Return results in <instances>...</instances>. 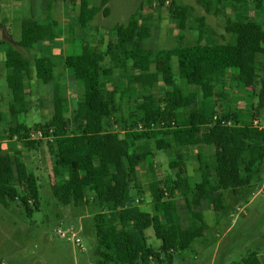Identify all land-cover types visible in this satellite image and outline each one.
<instances>
[{
    "label": "trees",
    "instance_id": "trees-1",
    "mask_svg": "<svg viewBox=\"0 0 264 264\" xmlns=\"http://www.w3.org/2000/svg\"><path fill=\"white\" fill-rule=\"evenodd\" d=\"M57 1L46 0L41 19L32 17L24 22L22 29L30 30L31 45L61 38V22L51 17ZM202 1L206 12L215 15L223 14L221 6L226 2H233L240 14L247 13L252 4L261 20L243 22L225 16V34H218L201 18L197 20V45L184 47L180 43L173 49L146 51L134 48L138 22L132 17L127 25L112 29L110 34L115 40L109 41L106 50L112 64L105 70L99 49L78 38L72 40L63 58L51 56L49 48L33 64L22 53L30 48L23 40L1 45L8 72L9 117L14 124L10 134L23 140L29 150L37 146V141H25L30 130L20 132L29 106L25 76L30 75L33 66L36 80L52 87L54 112L40 130L53 156L54 173H67V179L55 187L62 202L93 205L96 264H173L176 255L204 237L208 229L204 203L207 209L219 212L223 209L220 191L237 193L263 179L264 128L238 124V116L233 123L230 113L220 109L217 101L223 97L215 89L224 85L231 70L239 83L260 88L256 113L264 108V0ZM92 3L79 0L77 26L86 28L100 13L101 8ZM101 5H105L103 0ZM103 14L108 16L109 10L104 9ZM172 16L178 29L184 31L188 7L174 5ZM59 67L63 73H56ZM174 70L181 87L175 84ZM67 71L83 86V97L72 123L64 117L69 101L62 78ZM114 72L119 73L122 85L120 97L127 101L126 118L120 115V107L103 86V76ZM160 83L168 90L156 100L153 91ZM214 118L232 125L221 126ZM2 121L0 112V125ZM140 124L142 130H138ZM171 136L176 139L177 148L199 150L196 160L200 181L194 186L188 174V156L170 145L167 139ZM156 151L166 152L170 166L176 170L166 198L165 189L156 181L155 165L146 170L151 172L149 191L159 222L141 210L132 195V184L139 187L138 168L147 161L153 162ZM19 156L18 151L7 153L0 141V204L8 208L10 202L18 200L31 213L39 207L38 183L28 175ZM152 227L161 242L157 250L147 245L146 231ZM241 264H264V258L253 253Z\"/></svg>",
    "mask_w": 264,
    "mask_h": 264
},
{
    "label": "rangeland",
    "instance_id": "rangeland-1",
    "mask_svg": "<svg viewBox=\"0 0 264 264\" xmlns=\"http://www.w3.org/2000/svg\"><path fill=\"white\" fill-rule=\"evenodd\" d=\"M92 1L101 11L86 28H81L76 23L79 0H58L51 17L61 22V38L55 42L34 46L30 43V30H23L22 27L24 22L32 17L41 19L45 14L46 0H0V48L4 42L13 45L14 42L23 40L30 48L23 50L24 52L20 51L33 64V60L50 46H55L51 48V56L63 58L71 48L72 40L78 38L99 49L103 57L101 67L105 70L112 64L106 56L109 41L115 40L110 34L112 29L127 25L132 17L138 22V37L134 48L146 51L173 49L180 43H183L184 47L197 45V20L201 18L218 34H225V16H230L234 21L261 20L260 13L255 11L252 4L247 13L245 11L240 14L235 10L233 2H226L221 6L223 14L215 15L206 12L202 0H164L170 3L169 7H164L162 0H103V6L102 0ZM174 5L188 7L189 18L184 31L178 29L173 19ZM104 9L109 10L108 16L103 14ZM174 65L176 66L175 61ZM173 72L176 78L177 71ZM7 73L5 55L0 52V112L3 115L0 141L7 153H20L19 157L25 164L28 175L37 179L39 207L28 213L18 200L10 202L8 208L0 204V264H96L93 205L78 206L72 202H62L55 187L67 179V173H54L53 156L46 147V140L37 141V146L29 150L16 136L11 137L10 128L14 124L10 121L8 110L10 91L7 87ZM34 73L32 66L30 75L25 76L29 106L28 113L21 120V133L42 128L51 120L54 112L52 87L39 83ZM56 73H63L62 68L59 67ZM63 75L62 82L69 101L64 117L72 123L77 104L83 97V86L72 78L71 71ZM175 84L181 87L182 82L176 78ZM103 86L108 94H112L114 104L120 107V115L126 118L127 101L120 97L119 89L122 85L119 73L114 72L106 78L103 76ZM216 89L217 94L223 97L218 99V105L221 110L230 113L233 123L238 116L237 119L241 120L238 124L251 125L253 121H258L259 126L264 128V108L259 114L256 113L259 87L253 89L244 86L235 79L234 72L230 70L224 85H218ZM166 90L168 88L160 83L153 91L154 98L158 100ZM201 101L202 98L199 97L198 102ZM116 131L119 132L120 129ZM14 138H17V141ZM167 141L173 148L181 149L188 156V174L190 183L194 186L200 181L196 160L199 150L189 147L177 148L173 136ZM152 145L155 149L154 143ZM169 162L170 157L166 152L156 151L153 162L147 161L138 168L139 187L132 184V195L135 200H140V205L143 204L141 210L152 214L156 222H159L160 216H154L153 201L150 200L149 192L151 172L146 170L154 163L158 167H153L158 176L156 181L170 193L176 170L172 169ZM260 186L261 183L237 193L232 190L220 191L218 196L222 199L223 209L219 212L207 209L204 203L203 216L208 226L204 237L186 252L176 255L173 264H241L253 253L264 258V195L258 194ZM175 196L179 199V194ZM70 227L76 229L85 253L73 242L57 234L59 229L67 232ZM146 239L148 247L155 250L160 248L161 242L156 239L153 227L146 231Z\"/></svg>",
    "mask_w": 264,
    "mask_h": 264
},
{
    "label": "built area",
    "instance_id": "built-area-1",
    "mask_svg": "<svg viewBox=\"0 0 264 264\" xmlns=\"http://www.w3.org/2000/svg\"><path fill=\"white\" fill-rule=\"evenodd\" d=\"M164 7H169L170 3L169 2H165L163 4ZM214 121L217 122L218 124H220L221 126L225 125V126H231L232 123L231 122H225V121H221L218 118H214ZM163 125V124H162ZM172 126H174V124H172ZM252 127L257 128V129H261V127L259 126V122L258 121H253L251 124ZM143 126L140 124L138 127V130H142ZM15 141H17V138H14ZM41 140H45L43 132L38 129V130H32L27 134V138L25 139V141H41ZM23 141V140H22ZM258 194H262L264 195V177L261 181V186H260V190L258 192ZM169 197V193H165V198ZM57 234L63 238V239H67L71 242L74 243V245L82 252L85 253L86 250L83 247V245L81 244V239L78 238V233L76 231L75 228L70 227L69 230L67 232L59 229L57 231Z\"/></svg>",
    "mask_w": 264,
    "mask_h": 264
},
{
    "label": "crops",
    "instance_id": "crops-1",
    "mask_svg": "<svg viewBox=\"0 0 264 264\" xmlns=\"http://www.w3.org/2000/svg\"><path fill=\"white\" fill-rule=\"evenodd\" d=\"M54 47H55V46H50V48H54ZM92 47H93V46H92ZM49 50H51V49H49ZM51 52L53 53L52 50H51ZM151 165H154V163H151ZM155 166H156V165H155ZM156 167H157V166H156ZM157 169H158V167H157ZM149 192H150V191H149ZM150 197H151L150 200L153 201V198H152L151 193H150ZM137 200L140 202L139 199H137ZM139 206H140V207H143V204H141V205L139 204ZM150 206H151V205H150ZM152 206H153V209H154V204H153ZM154 213H155V210H154ZM156 215H157V214L155 213L154 216H156ZM157 216H158V215H157Z\"/></svg>",
    "mask_w": 264,
    "mask_h": 264
}]
</instances>
